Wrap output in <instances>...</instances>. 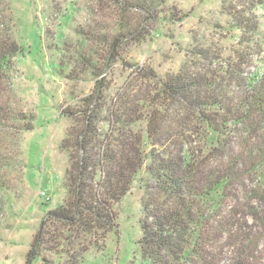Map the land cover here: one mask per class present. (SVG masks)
<instances>
[{
	"label": "rangeland",
	"instance_id": "1",
	"mask_svg": "<svg viewBox=\"0 0 264 264\" xmlns=\"http://www.w3.org/2000/svg\"><path fill=\"white\" fill-rule=\"evenodd\" d=\"M226 5L0 0V264H28L42 221L68 198L70 157L62 147L78 125L64 113L83 109V99L102 81L104 134L118 93L153 99L159 85L146 76L165 78L182 69L201 83L214 81L211 92L229 97L230 110L244 113L215 148L192 110L176 104L161 113L169 151H185L196 163L191 188L181 198L167 197L144 172L114 206L117 230L102 238L101 231L89 236L60 229L56 234L65 233L67 240L53 238L57 249L48 246L31 264H145L139 248L143 200L159 209L186 210L197 231L187 246L194 256L189 264H264V9L257 12L259 32L242 40ZM157 99V106L143 112L160 109ZM135 125L142 132L147 122ZM221 179L225 188L205 196Z\"/></svg>",
	"mask_w": 264,
	"mask_h": 264
},
{
	"label": "trees",
	"instance_id": "2",
	"mask_svg": "<svg viewBox=\"0 0 264 264\" xmlns=\"http://www.w3.org/2000/svg\"><path fill=\"white\" fill-rule=\"evenodd\" d=\"M224 3L232 26L242 33V38L249 36L250 39L259 32L257 12L264 9V0H224ZM146 77L159 85L157 95L151 99L150 95L139 97L142 95L136 96L129 91L118 93L110 108L108 130L104 134L100 129L102 81L97 80L94 92L83 99V109L64 113L78 125L75 127L74 124L69 130L62 147L70 157V168L65 178L68 198L42 221L27 255L28 264L40 257L48 246L50 250L57 249L60 244L51 243L53 238L67 240L65 233L56 234L60 229H67L70 235L85 233L89 236L101 231L102 238L117 230L118 217L114 206L130 192L133 182L144 172L167 197L181 198L184 190L191 188L189 182L196 178L197 166L189 153L184 151L180 156L169 151L170 135L160 124L165 117L161 114L167 110L165 108L181 104L192 110L207 132V144L209 139L213 148L224 145L225 129L230 122L237 124L244 116L241 108L237 113L230 110L229 97H218L211 92L215 87L214 81L201 83L200 78L183 69L177 75L165 78L154 73ZM203 86L209 89L208 92H204ZM157 97L160 98V109L144 113L145 106L158 105ZM249 107L246 103L248 111ZM139 108L140 116L137 113ZM144 120L147 127L141 132L135 124ZM148 144L151 151H147ZM157 146L162 151L158 152ZM226 185V179L214 182L205 196L215 190L218 194V190ZM142 209L146 214L141 220L143 236L139 241L143 262L189 264L194 256L187 246L195 243L197 231L195 228L191 230L186 210L159 209L145 200Z\"/></svg>",
	"mask_w": 264,
	"mask_h": 264
}]
</instances>
